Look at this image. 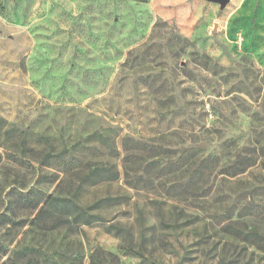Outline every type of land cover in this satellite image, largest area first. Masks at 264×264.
Wrapping results in <instances>:
<instances>
[{"label": "rangeland", "instance_id": "rangeland-1", "mask_svg": "<svg viewBox=\"0 0 264 264\" xmlns=\"http://www.w3.org/2000/svg\"><path fill=\"white\" fill-rule=\"evenodd\" d=\"M236 228L264 235V0H0V264H264Z\"/></svg>", "mask_w": 264, "mask_h": 264}, {"label": "trees", "instance_id": "trees-1", "mask_svg": "<svg viewBox=\"0 0 264 264\" xmlns=\"http://www.w3.org/2000/svg\"><path fill=\"white\" fill-rule=\"evenodd\" d=\"M138 1H144V2H148L149 0H138ZM127 160V159H126ZM111 171L110 167H105V168H101V167H95L94 169L91 170V172L87 173L84 177V179H89L92 175L94 174H104V173H109ZM60 201L62 205H68L71 203L72 206L74 207V210L77 212V214H79L80 216H84L85 217V221L87 224L91 223V217L92 215L88 213V210L86 207H83L81 205H79L77 202L72 201L71 198H61L58 196H53L50 195L47 199V202H58ZM69 203V204H68ZM109 230H115L117 233L122 232V228L115 226V225H110ZM238 230L239 233H241L243 235V238H245L246 240H251L252 242H254L255 244H257L258 247L264 249V235L261 234L259 231H257L256 229H247V231H244V229H239L236 228Z\"/></svg>", "mask_w": 264, "mask_h": 264}, {"label": "water", "instance_id": "water-1", "mask_svg": "<svg viewBox=\"0 0 264 264\" xmlns=\"http://www.w3.org/2000/svg\"><path fill=\"white\" fill-rule=\"evenodd\" d=\"M216 3H220L221 7H225L230 0H210Z\"/></svg>", "mask_w": 264, "mask_h": 264}]
</instances>
